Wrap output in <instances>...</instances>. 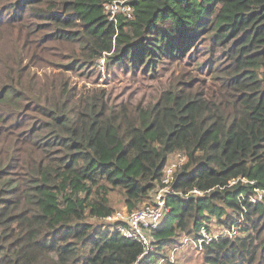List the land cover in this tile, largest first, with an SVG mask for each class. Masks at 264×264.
<instances>
[{"label": "trees", "instance_id": "1", "mask_svg": "<svg viewBox=\"0 0 264 264\" xmlns=\"http://www.w3.org/2000/svg\"><path fill=\"white\" fill-rule=\"evenodd\" d=\"M114 1L0 0V264L136 263L143 245L107 221L112 195L137 209L178 153L140 264L199 241L211 216L238 235L202 242L205 264H264V198L250 200L264 190V0H128L116 22ZM102 58L147 78L183 65L134 103L78 87Z\"/></svg>", "mask_w": 264, "mask_h": 264}, {"label": "rangeland", "instance_id": "2", "mask_svg": "<svg viewBox=\"0 0 264 264\" xmlns=\"http://www.w3.org/2000/svg\"><path fill=\"white\" fill-rule=\"evenodd\" d=\"M110 11L111 9L107 10L108 13H110ZM113 11L117 16H119V18L124 15L122 8H113ZM105 60L106 58H102L98 61L97 68L95 73L92 75V80H90V82L85 83L75 76L72 78L78 83V87L80 88L96 86L105 87L111 91L112 94L117 96V98L130 101L132 99L134 103L143 99L146 101L154 100L155 95L159 93L164 85L170 82L172 77L178 76L180 73V67L183 65V63L166 64L165 62L160 64L157 68L156 78H147L143 76V73L141 72L134 73L131 70L126 71L119 66L107 68ZM170 163L182 165L183 160L178 154H176L171 157L167 165ZM112 201L116 208L114 214L115 216L113 215L116 217V219L113 220V222L108 221V223H120L121 221H125L129 211L124 204L123 198L119 194L114 193L112 195ZM208 224L210 237L220 235L224 231L228 230L227 228L218 225L215 216H211V222ZM180 241H182L181 247L174 254H172L169 248L164 253V256H158L156 260L152 262V264H205L204 251L200 240L197 241L192 237L185 238V236H182ZM155 252L156 250L151 255H153Z\"/></svg>", "mask_w": 264, "mask_h": 264}, {"label": "built area", "instance_id": "3", "mask_svg": "<svg viewBox=\"0 0 264 264\" xmlns=\"http://www.w3.org/2000/svg\"><path fill=\"white\" fill-rule=\"evenodd\" d=\"M113 8L123 10V16L126 19L133 18V7L128 3V0H117L106 6L107 10H110V13L107 12L109 19L111 21H117L119 16H117ZM179 157L182 158L183 163L186 160V157L181 153H178ZM181 165L170 163L165 167L163 180L160 186H158L150 195L149 199L143 203L137 209L128 212L127 219L116 224V230L120 235L126 239L139 242L143 245L144 252L139 257V260L134 264H140L145 257L152 256L151 254L156 250V238L154 235L155 230L159 229L163 222L165 221L167 214L169 213V207L167 205V199L170 193L172 192V183L175 179V174L177 169ZM246 181V180H245ZM235 184L234 181H231L230 185ZM257 191V190H256ZM262 192V193H258ZM194 193L201 194L199 191H194ZM262 195V196H257ZM264 198V190L257 191V193L251 196L250 200L252 203H257L262 201ZM115 216V215H114ZM111 216L107 218V221L113 222L116 217ZM200 242L210 241L211 239L218 238L220 236H229L235 237L238 235V230L236 228L228 229L217 236H209V226L203 225L200 229ZM179 248L171 250L174 254ZM168 256V255H167ZM168 258V257H166ZM153 262V261H152ZM149 262L147 264H152Z\"/></svg>", "mask_w": 264, "mask_h": 264}]
</instances>
